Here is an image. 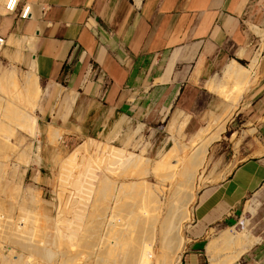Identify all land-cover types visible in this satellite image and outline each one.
I'll use <instances>...</instances> for the list:
<instances>
[{
    "label": "crops",
    "instance_id": "0c3cea01",
    "mask_svg": "<svg viewBox=\"0 0 264 264\" xmlns=\"http://www.w3.org/2000/svg\"><path fill=\"white\" fill-rule=\"evenodd\" d=\"M0 37L5 58L39 79L34 111L43 123H57L65 138L123 147L148 133L152 151L169 145L178 121L187 131L221 108L219 75L230 65L259 59L258 81L230 126L248 158L204 193L183 257L224 264L211 256L213 234L237 225L264 194V0H19L15 13L0 12ZM249 258L258 259L256 248Z\"/></svg>",
    "mask_w": 264,
    "mask_h": 264
},
{
    "label": "rangeland",
    "instance_id": "374dc122",
    "mask_svg": "<svg viewBox=\"0 0 264 264\" xmlns=\"http://www.w3.org/2000/svg\"><path fill=\"white\" fill-rule=\"evenodd\" d=\"M4 1L8 3L11 2L10 0H3V1L0 0V2H4ZM8 3L6 4L7 6ZM0 12L8 13L7 10H0ZM6 45H7V41H6ZM5 51L6 48L2 52L0 57V61H1L0 75L4 74L7 71L16 70L19 75L18 77L21 85L20 87L22 88L21 89L22 93L20 89L18 90V92L16 91L15 93L14 88L13 90L10 89L12 92L10 90H8L9 92H6L7 90H3V89L1 90L0 88V137L4 138V143L0 144V205L2 204L1 205L2 207L0 206V217H2L0 219V223H1L0 224L1 225L0 254L2 252V254L0 255V257L2 256L0 258V261L2 260L1 264L3 263L18 264V262L19 264H22L24 262L25 264H32V261L34 259L35 260L37 259L40 262L42 261L43 263L47 261L48 264L49 263L59 264V262L61 264L62 263L72 264V259L75 261V262L73 261L74 262L73 264L76 263L101 264L103 262H105L103 264H109L114 260L118 261L119 258L121 257V255L120 256L118 255V253L120 252L116 253L119 256V258L116 255L117 257H115V259L114 257L109 258L111 260H108L107 257L106 259L102 258L103 257L102 254L99 253V251L106 250L105 247L109 246V242H105L107 244H105L106 246L104 245L105 248L104 250V248L102 249L103 246H101L102 244H104L103 241L102 243H100L101 240L99 241L96 237L97 241H99L98 244H100V246L96 244L98 245L97 247L98 249L97 248L96 249L98 250L97 252L99 253L100 256L98 255V253H96V251L92 252L93 251L92 249H91L92 251H90L89 245L91 243L93 244L95 243L94 242L95 240L93 241L92 237L96 236L97 233L99 234V236L102 235V237L106 234L107 229L105 225H108V222L111 225V222L113 224L114 222L120 220L119 218L121 216L120 214H122L121 212L122 205L124 204L125 206L126 203L125 198L128 201L129 199V198L127 199L128 196L135 197L136 193H139L140 191H145L146 189L152 191L151 193H153L152 194L153 197H155L154 195L159 196V194L160 196L165 195L168 192L173 182L175 184H184L185 181H187V176L189 175V173H197L194 182V194L196 195V198L190 205L189 210L191 214L189 220H185L184 221L185 223L184 222L182 223L183 231L181 230L182 231L181 234L186 239L188 238V242L186 241L184 249L181 251L182 253L179 252L178 256L184 257L186 249L191 242L190 232L192 226L194 225L193 223L194 213L204 193L210 188H214L218 185H221L231 176L233 171L248 158L247 155L244 154V152H241L239 146L235 148L234 146L235 138L234 140H232V134L238 129H235L234 131V128L232 127V130L230 131L231 128L230 126L232 121L236 118L237 114L241 112V110L246 106L245 103L247 101V97L249 93L252 91L253 87L255 86V83L258 81V75H256L255 77V74L257 72L259 65L257 66L251 79L247 82L248 84L246 83L244 85L246 87H243L242 89L241 95L243 98L239 102L238 110L233 120L227 124L226 130L222 134L221 138L207 146L208 147L207 152L205 154L203 153L200 156L202 159H200L197 153V149L201 147V143L199 144L200 141L197 142L198 137H196V135L199 131L204 130L208 126V124L210 123L211 119L214 116H218L221 113L223 114L224 113L223 111H226L227 108L225 107H229L230 102L234 100L232 99L231 101L229 100V98L231 99L232 97H235V94L237 97L238 93H234L233 92L234 87H231L234 85L233 82H231L230 84L229 82H225L227 86L225 87L226 90L224 91H226V93L224 92L223 94H227L229 96L227 98H225L223 94L222 96L221 93L218 94L216 91H213L211 89L214 93L218 94L221 99L222 106L220 109L218 108L217 110H213V112L208 113L206 119H204L201 122V125L196 124L191 129L188 128L187 131L178 130V128H180L181 125V122L179 123L178 121L176 125L177 126L176 130L170 132L171 135L169 137H171V142L169 143V145H167L163 149V151H158V150L152 151L150 147L151 141L148 137L149 136L148 133H144L142 136L141 135L137 136L136 134H134L131 141H129L126 145L129 147H123L119 143H112L110 141L108 142L102 139H95L91 141H79L77 139L74 140L68 137L65 138L62 131L59 128L58 129L52 128V126H54L55 124L57 125V123L45 119H44L45 123H43L41 121L42 116L40 112L38 110L36 111L31 110V107H29L30 105L27 102V91L24 88V85L27 82V78L25 79L26 73L19 70L16 66L11 64L5 58L4 56ZM227 77L228 76H226V74L221 73L219 75V80H221L222 83H224ZM9 102L12 103L19 110V112H21L19 117L17 116L18 118L21 117L19 121L13 122L10 127H8L10 120L9 123L7 124L3 123L4 114H5L4 106L6 103ZM28 112H31L37 121V130H35L34 132L35 134L31 133L29 130H27V128L23 127L24 125L22 124V122L20 123V121H22L23 118L25 119L27 118ZM17 117L15 118V120H17ZM236 124L237 127L240 126V123L238 121L234 125ZM56 132L57 135L55 134ZM11 133L13 136L11 135ZM54 136H56L57 138H55ZM55 139L58 141H56ZM8 143L11 144L9 145ZM95 143L96 144L98 143L97 145L99 147H97V145L95 146ZM84 144L87 147L84 149V152L83 151L82 152L83 153L86 152V154L81 155L83 153H81L78 150V147ZM76 149L80 152V154ZM101 149L104 151L101 152ZM193 165L196 166L194 167ZM107 185L111 188V190L110 192L109 191H105V192L108 194V196L110 195V197L107 196L106 198L101 196L102 198H104L102 200L100 195H102L101 192L104 191ZM164 185L167 186L164 187ZM158 187L166 188V189L163 188L165 191L163 189H161L163 191L160 190L162 195L160 191L157 192L159 190ZM155 192L157 193L154 194ZM262 192L264 193V190ZM63 200L64 202H62ZM121 202H125V203H121ZM252 202H255L254 205L256 206L255 213H251L249 212V210H247L248 205L251 204ZM12 205L14 206V208ZM246 205L247 206H245L244 208L245 213L242 217L239 218V223L237 225L221 229L219 231V234L214 233L212 236V240L219 238L223 233V231H226L227 229H233L239 231L243 235L249 234L251 237L254 238L256 244L248 253L242 256L239 259V261L233 264H264V194L261 193L258 194V197L251 198L246 203ZM64 206H66L67 208L65 209ZM103 206L105 210L100 209L101 207L103 208ZM117 207L121 210L120 212L117 211L119 210L117 209ZM1 208H4V210ZM10 209H11L10 212H6L9 211ZM64 209L66 211H64ZM137 209L141 211V208H137ZM137 209L136 212L140 215L141 213H139L140 211ZM2 211L5 212V215L4 213H2ZM21 211L23 212V214ZM62 211L65 213L63 214ZM111 212L113 213L114 216H116L114 217V219L112 218L113 215L111 214ZM115 212L116 213L118 212L117 213L118 215ZM134 212L135 209L133 213ZM136 212L134 214L137 216ZM7 213L9 215H7ZM60 214L62 216H60ZM57 216L58 217L60 216L59 219ZM97 217L98 218L101 217L99 219L103 220L101 221L102 223L101 222L99 223V220L97 221ZM61 218L63 219V221ZM103 218L105 219L107 218L106 219L107 221L104 220ZM131 219L133 220V218ZM131 219L128 218L123 222L125 224L129 221L132 222ZM27 221H29L31 224L32 221L34 222L36 221L35 224L38 226L36 227L40 229V231L43 233L44 240L39 239V237L38 240L37 237H35L37 242H35V239L34 242L32 240H31L32 242L30 241V243L27 241V238H25V235H23V232H21L19 228L20 226L21 228H24L26 226L25 223H29ZM9 224L12 226H10ZM2 225L10 227L11 230L7 229L8 227ZM58 225L59 227H57ZM126 225L128 228L129 226H132V224L128 225V223ZM95 226H97L95 229L98 228L99 231L96 232V234H94L93 236H91L89 233L93 232L92 230L94 229ZM101 226L103 229L101 228ZM4 228H6V230H4ZM2 229L4 231H2ZM19 230H20V234L18 233ZM5 231L8 232V235L9 234L11 235V236L9 235L8 239L4 238L6 236L5 234H7V232ZM21 233H22V237L19 236L21 235ZM85 233H88L89 235L86 234L87 235L86 236ZM12 234L14 235V237L15 236L17 237V240L20 239L23 240V241L20 240V242L23 245H24L23 242H26L25 245L27 244V246L28 244L33 245L34 248L32 249V251L35 249L34 255L39 254V256L37 255L35 257L34 255L30 254L31 252L30 253L26 252L24 250L26 247L24 248L23 246L22 248V246H19L18 244L19 241H17L16 244L14 240L16 239V237L13 238ZM102 237H100V239ZM11 238L13 240H11ZM87 238L88 241L91 240L93 241V242L92 241L89 242V245H87L86 242ZM68 239L69 240L73 239V240L69 241ZM222 240L223 239H219V245H220L218 248L219 261H226L227 259L231 258V256H234L236 250L234 251L233 247H228V245L221 244ZM12 242L13 244H11ZM38 242L39 245L37 244ZM77 245H79L78 248H76ZM80 245H82V247ZM85 245H87V248L84 249ZM43 246L45 249L43 248ZM37 247L40 249H38ZM234 247L236 249V246ZM79 248L81 251L79 250ZM255 248L258 253V259L249 258V255L252 253V251ZM84 250L87 251L84 252ZM231 250H233L232 251L233 253L231 252ZM61 251L62 252L64 251L63 255L60 254L62 253ZM82 252L83 255H80L82 254ZM87 252H88V256H87ZM105 252H101V253H104V255L106 254L107 256L108 251L106 253ZM122 252L123 251L121 250L120 254H122ZM50 254L53 255L48 261V259L45 258L50 257L51 256ZM31 255L34 256L35 258L32 257ZM40 255H44L45 258L44 257H43L44 259L41 258ZM66 255L67 257L68 256L69 257L66 258ZM89 256L90 258L88 259ZM98 256L99 258L101 257L102 260L103 259L104 260L103 261L100 260L101 258L99 259ZM26 258L29 260L33 258L34 259L32 261L30 260L31 263H29L28 262L29 260H27ZM69 258L71 260H68ZM74 258H77V260L78 259L79 260L77 261ZM176 259L177 256L175 258V261L173 260L171 264H175ZM20 260L21 261L23 260V262H21ZM61 260H63L65 263ZM107 261H109V263H106ZM183 261L184 258H182V264Z\"/></svg>",
    "mask_w": 264,
    "mask_h": 264
},
{
    "label": "bare ground",
    "instance_id": "6f19581e",
    "mask_svg": "<svg viewBox=\"0 0 264 264\" xmlns=\"http://www.w3.org/2000/svg\"><path fill=\"white\" fill-rule=\"evenodd\" d=\"M3 1V0H2ZM11 1V0H10ZM4 3V4H3ZM8 2H0V10H7V11H9L8 10V6L6 5ZM10 3V2H9ZM9 3H8V5H9ZM4 39V38H3ZM4 47L6 46V39H4ZM4 49V48H3ZM1 62V61H0ZM258 63H259V59H256L255 61H254V64L252 65V67L251 68H247V67H244V66H241V65H238L237 63H234V64H232V65H230L227 69H226V71H225V74H226V76H228L227 77V79L224 81V83H222V85L220 86V88H219V93H221V95L225 92L226 93V91H224V90H226L225 89V87L227 86L226 84H225V82H229V84L231 83V82H233V86H231V87H234L235 88V90H234V88H233V92L234 93H238V95H237V97H236V94H235V97H232L231 99L229 98V100H231L232 101V99H234L232 102H230L229 100V102H230V105H229V107H225V108H227L226 109V111H223L224 113L221 115H218V116H214L212 119H211V121H210V123L208 124V126L204 129V130H201V131H199L198 133H197V135H196V137H198L197 139V142H199V144L201 143V147L200 148H198L197 149V153H198V156L200 157L203 153L205 154L206 152H207V146L208 145H210L211 143H213L214 141H216V140H219L220 138H221V136H222V134L225 132V130H226V126H227V124L229 123V122H231L232 120H233V118H234V116H235V114H236V112H237V110H238V105H239V102H240V100L243 98L242 97V95H241V93H242V89H243V87H246V86H244L250 79H251V77H252V75L254 74V71H255V69H256V66H258ZM259 72V71H258ZM32 74V73H31ZM30 74V75H31ZM26 79V78H25ZM225 79V78H224ZM39 79H37V77L35 76V75H31L29 78H27V82H26V84L24 85L25 87H26V91H27V98H28V103H29V107H31V110H35L36 108H37V103H38V92L39 93H41V91H38V88H39V85L37 86V81H38ZM248 84V83H247ZM21 85H20V82H19V77H18V72L16 71V70H14V71H7V72H5L4 74H1L0 75V88H1V90L3 89V90H7L6 92H9L8 90H10V89H12L13 90V88L15 89V93H16V91L18 92V90L20 89V91H21V87H20ZM248 87V86H247ZM216 88V87H215ZM17 89V90H16ZM40 89V88H39ZM246 89V88H245ZM11 91V90H10ZM20 91H19V94H20ZM228 91V90H227ZM2 92V91H1ZM12 92V91H11ZM5 93V92H4ZM21 93H22V91H21ZM8 94V93H7ZM6 95V94H5ZM13 95V94H12ZM24 95V94H23ZM224 95V97L225 98H227V97H229L227 94H223ZM222 95V96H223ZM4 96V95H3ZM19 97V96H18ZM10 98V97H9ZM227 101V102H228ZM228 102V103H229ZM21 108V107H20ZM225 110V109H224ZM4 112H5V114H4V122L3 123H5V124H7V123H9V120H10V123H9V126L8 127H10L11 125H12V123L13 122H15V121H19V119L21 118H18L19 117V115L21 114V112H19V110L12 104V103H6L5 104V106H4ZM18 116V117H17ZM17 117V120H15V118ZM22 122V124L24 125L23 127H25V128H27V130H29L31 133H34L35 132V130H37V121H36V118L33 116V114L31 113V112H28V116H27V118L25 119V118H23V120L22 121H20V123ZM9 129H11V128H9ZM54 129V128H53ZM24 130H26V129H24ZM51 131H53V130H51ZM171 132V131H170ZM54 133V132H53ZM35 134V133H34ZM34 134H32V135H34ZM56 135H57V132L55 133ZM62 134V133H61ZM11 135H12V133H11ZM31 135V136H32ZM13 136V135H12ZM55 138H57L56 136H54ZM195 139V138H194ZM56 140V139H55ZM56 141H58V140H56ZM195 141V140H194ZM9 142V141H8ZM197 142H195V143H197ZM4 143V138L3 137H0V144H3ZM5 143H7V142H5ZM9 144V143H8ZM11 144V143H10ZM9 144V145H10ZM12 146V145H11ZM198 146V145H197ZM87 146L84 144V145H81L80 147H78V150L81 152V153H83L84 152V149L86 148ZM97 147H99L98 145H97ZM199 147V146H198ZM106 148V147H105ZM96 149V148H95ZM77 150V149H76ZM77 150V151H78ZM97 150H98V148H97ZM78 151V153L80 154V152ZM83 151V152H82ZM95 151V150H94ZM104 150H102L101 149V152H103ZM106 151H107V149H106ZM119 152V151H118ZM77 153V152H76ZM197 153H196V155H197ZM84 154H86V152L85 153H83V154H81V155H84ZM100 154V153H99ZM74 155H75V153H74ZM197 156V157H198ZM198 157V158H199ZM77 159V158H76ZM200 159H202L201 157H200ZM72 160V159H71ZM130 161V160H129ZM131 162V161H130ZM141 162V161H140ZM167 163V162H166ZM196 163V162H195ZM198 163V162H197ZM200 163V162H199ZM197 165V164H196ZM195 165V166H196ZM194 166V165H193ZM194 166V167H195ZM168 168V167H167ZM124 169V168H123ZM197 170H199V169H197ZM197 170H196V172H197ZM195 171V170H194ZM188 172V171H187ZM188 175V174H187ZM196 175H197V173H189V175L187 176V181H185V183L184 184H175L174 182L172 183V185L170 186V188H169V190H168V192L165 194V195H162V193H161V191H163L164 189H166V188H164V187H166L165 185H164V189L163 188H160V187H158L159 188V190L157 191V192H159L161 189H163V190H161L160 191V193H161V195L162 196H160V194H159V196L157 195H154L155 197H153V193H151L152 191L151 190H149V192H148V190L146 189L145 191H140L139 193H136V196L135 197H133V196H128L127 194V199H128V201L126 200V198H125V202L127 203H125V202H121V203H125V206H124V204L122 205V211L117 207V209H119V210H117L118 212H122V214H120L119 216H120V220H118V221H116V222H114L113 224H112V222H111V225L109 224V222H108V225H105L106 226V229H107V232H106V234L102 237V235H100L99 236V234L97 233V235L96 236H94V237H92L93 238V241L95 242L94 244L93 243H91L90 245H89V242H91V241H88V238H87V245H89L90 247V251H92V252H95L96 251V253H98L97 251V247H98V245L100 246V244H98V242L101 240V242L100 243H102V241H103V243L104 244H102L101 246H103L102 247V249L104 248V245L105 244H107V243H105V242H109V246H107V247H105L106 248V250H107V248H108V255L106 256V254L104 255V253H101V252H105L106 250H105V248H104V250L105 251H99V253L100 254H102V258H104V259H106V257L108 258V260H111V259H109V258H113L114 257V259H115V257H117L118 255L120 256L121 255V257L119 258V256H118V258H119V260L118 261H116V260H114V259H112V260H114V261H112L111 263H109V261H107L106 263H109V264H171V262H173V260L175 261V258H176V256H177V259H176V262H175V264H182V258H183V256H178V253L179 252H181L183 249H184V246H185V243H186V241L188 240V239H186L185 237H183L182 236V234H181V232L183 231L182 230V223L185 221V220H189V218H190V205L192 204V202L195 200V198H196V195L194 194V182H195V179H196ZM109 182V181H108ZM181 183V182H180ZM171 184V183H170ZM140 185H142V184H140ZM125 187V186H124ZM127 187V186H126ZM139 187V186H138ZM141 187V186H140ZM114 188V187H113ZM137 188V187H136ZM104 189V188H103ZM63 190V189H62ZM110 190H111V188L107 185L106 187H105V189H104V191H102L101 192V194L102 195H100V193H99V195H100V197L102 196V197H106L107 198V196H108V194L105 192V191H109L110 192ZM116 190H117V188H116ZM132 190V189H131ZM138 190H139V188H138ZM137 190V191H138ZM61 191V190H60ZM165 191V190H164ZM123 192H125V191H123ZM157 192H155L154 194H156ZM98 194V193H97ZM121 194H124V193H121ZM144 194V195H143ZM164 194V193H163ZM122 196V195H121ZM101 197V198H102ZM108 197H110V195L108 196ZM111 197H113V196H111ZM124 197H126V196H124ZM131 197V198H130ZM19 198V197H18ZM68 198H69V196H68ZM99 198V197H98ZM105 198V199H106ZM115 198V197H114ZM104 198H102V200H103ZM25 200V199H24ZM108 200V199H107ZM113 200H115V199H113ZM120 200V199H119ZM129 200H131V201H129ZM165 200H166V202H165ZM4 201V200H3ZM101 201V200H100ZM99 201V202H100ZM118 201V200H117ZM5 202V201H4ZM9 202V201H8ZM26 202V201H25ZM62 202H64V200L62 201ZM67 202V201H66ZM65 202V203H66ZM120 202V201H119ZM129 203V204H128ZM14 204V203H13ZM33 204V203H32ZM63 204V203H62ZM101 204H102V202H101ZM100 204V205H101ZM2 205V204H1ZM0 205V206H1ZM118 205V204H117ZM121 205V204H120ZM13 206V205H12ZM17 206V205H16ZM102 206V205H101ZM2 207V206H1ZM8 207V206H7ZM65 207V209L67 208L66 206H64ZM97 207V206H96ZM13 208H14V206H13ZM108 208V207H107ZM115 208V207H114ZM121 208V207H120ZM137 208H141V211L139 210V209H137ZM1 209H3L4 210V208H1ZM9 209V208H8ZM64 209V211H66ZM97 209V208H96ZM95 209V210H96ZM98 209H99V206H98ZM101 210H105V208H104V206H103V208L101 207L100 208ZM116 209V208H115ZM134 209H135V212H136V209L137 210H139L140 212L139 213H141L140 215L136 212V214H137V216L133 213V211H134ZM60 210V209H59ZM94 210V209H93ZM11 211V209L9 210V211H6V212H10ZM23 211V210H22ZM21 211V212H22ZM114 211H116V210H114ZM27 212V211H26ZM29 212V211H28ZM63 212V211H62ZM113 212V211H112ZM111 212V214L113 215V213ZM117 212V213H118ZM2 213H4V215H5V212L4 211H2ZM12 213V212H11ZM16 213V212H15ZM32 213V212H31ZM65 212H63V214H64ZM97 213V212H96ZM100 213H103V212H100ZM116 213V212H115ZM116 213V214H117ZM13 214V213H12ZM22 214H23V212H22ZM38 214V213H37ZM108 214V213H107ZM106 214V215H107ZM135 216H134V215ZM2 215V214H1ZM7 215H9L8 213H7ZM20 215V214H19ZM25 215V214H24ZM28 215H30V214H28ZM59 215V214H58ZM94 215V214H93ZM96 215V214H95ZM101 215V214H100ZM118 215V214H117ZM13 216V215H12ZM60 216H62L61 214H60ZM59 216V217H60ZM64 216V215H63ZM104 216V215H103ZM131 216H133V217H131ZM4 217V216H3ZM14 217V216H13ZM12 217V218H13ZM24 217H26V216H24ZM23 217V218H24ZM58 217V216H57ZM59 217H58V219H59ZM92 217V216H91ZM114 217H116V216H114L113 215V219H114ZM118 217V216H117ZM135 217H137V218H135ZM2 217H0V219H1ZM11 218V217H10ZM21 218V217H20ZM28 218H30V217H28ZM99 218H101V217H99ZM98 217H97V221L99 220V223L101 222V221H103V220H100ZM111 218V219H112ZM131 219V218H133V220H132V222H130V224H129V222H127L128 223V225H131L132 224V226H129V228L127 227V223L125 224L123 221L124 220H127V219ZM135 218V219H134ZM9 219V218H8ZM27 219V218H26ZM62 219V218H61ZM60 219V220H61ZM91 219H93V218H91ZM90 219V220H91ZM104 220H106L105 218H103ZM24 220V219H23ZM29 220V219H28ZM51 220V219H50ZM10 221H11V219H10ZM14 221V220H13ZM12 221V222H13ZM41 221V220H40ZM62 221H63V219H62ZM89 221V220H88ZM107 221V220H106ZM8 222H9V220H8ZM7 222V223H8ZM11 222V223H12ZM16 222V221H15ZM21 222H22V220H21ZM27 222H29V221H27ZM30 222H31V220H30ZM29 222V223H30ZM36 222V221H35ZM35 222L34 221H32V224L30 225L29 223H25V227L24 228H21V226L19 227L20 228V230H21V232H23V235H25V238H27V241L30 243V241L32 240L33 242H34V239H35V242H37L36 241V238L35 237H37V239H38V237H39V239H43V237H44V235H43V233L40 231V229H38L37 227V225L35 224ZM70 222V221H69ZM10 223V224H11ZM18 223V222H17ZM65 223V222H64ZM67 223V222H66ZM75 223V222H74ZM102 223V222H101ZM185 223V222H184ZM1 224V223H0ZM3 224V223H2ZM9 224V225H10ZM61 224V223H60ZM6 225V224H5ZM5 225H2V226H5ZM30 225V226H29ZM48 225V224H47ZM57 225V224H56ZM62 225H63V222H62ZM66 225V224H65ZM69 225V224H68ZM90 225V224H89ZM95 225V224H94ZM1 226V225H0ZM10 226H12V225H10ZM37 226V227H36ZM45 226V225H44ZM51 226V225H50ZM105 226H104V228H105ZM5 227H8V226H5ZM40 227H41V225H40ZM57 227H59V225L57 226ZM56 227V228H57ZM65 227V226H64ZM63 227V228H64ZM97 226H95L94 227V229L92 230L93 232H91V233H89L91 236H93L94 234H96V232H98L99 230H98V228L97 229H95ZM1 228V227H0ZM101 228H102V226H101ZM100 228V229H101ZM7 229H10V227H8ZM38 229V230H37ZM73 229V228H72ZM91 229V228H90ZM103 229V228H102ZM4 230H6V228H4ZM3 229H2V231H4ZM11 230V229H10ZM9 230V231H10ZM16 230H18V229H16ZM20 230L18 231V233L20 234ZM42 230V229H41ZM88 230H89V228H88ZM182 230V231H181ZM1 231V230H0ZM8 231V230H7ZM7 231H5V232H7ZM61 231V230H60ZM66 231V230H65ZM68 231V230H67ZM70 231V230H69ZM84 231V230H83ZM104 231V230H103ZM234 231V230H233ZM233 231L231 232V231H227V232H224L223 234H222V236H220V239H222L223 238V241H224V243H225V245H227V243L228 242H233L234 243V241L237 243L236 245H238V246H236V247H238L239 248V250L238 251H235V250H237V249H235V247H233L234 248V251L236 252V254L234 255V256H231V258H232V260H231V258L229 259V262L230 263H235V262H237L245 253H247L252 247H253V245L256 243V241L253 239V238H251V236H247V237H245L244 239L243 238H241V237H239V236H237V237H239L238 238V240L236 241V239L234 238V237H236V236H231V234L230 233H232V234H234L235 235V233H233ZM12 232V231H11ZM17 232V231H16ZM72 232V231H71ZM76 232V231H75ZM86 232V231H85ZM236 232V231H235ZM2 233H4V232H2ZM10 233V232H9ZM15 233V232H14ZM103 233V232H102ZM237 233V232H236ZM1 234V233H0ZM62 234V233H61ZM89 235L88 233H85V235ZM6 236L4 237L5 239H8V237H9V235H8V232H7V234H5ZM13 235V234H12ZM56 235V234H55ZM59 235V234H58ZM86 235V236H87ZM238 235V234H237ZM4 236V235H3ZM11 236V235H10ZM17 236H18V234H17ZM19 236H21L22 237V233H21V235H19ZM60 236V235H59ZM63 236V235H62ZM73 236V235H72ZM85 236V237H86ZM91 236H88V237H91ZM13 238H15L14 237V235L12 236ZM40 237H42V238H40ZM68 237V236H67ZM80 237V236H79ZM96 237H97V239L99 240V241H97V239H96ZM100 237H102L101 239H100ZM222 237V238H221ZM236 237V238H237ZM19 238V237H18ZM58 238V237H57ZM65 238H66V236H65ZM70 238V237H69ZM75 238V237H74ZM38 239V240H39ZM91 239V238H90ZM89 239V240H90ZM103 239V240H102ZM219 239V238H218ZM217 239V240H218ZM235 239V240H234ZM1 240V239H0ZM3 240V239H2ZM11 240H13L12 238H11ZM15 240V243L17 244V241H19V246H22V248H23V246H24V250L26 251V252H28V253H30V254H32V255H34L35 253H34V250L32 251V249L34 248L33 247V245H29L28 244V246H27V244L25 245V243L26 242H23L24 243V245L20 242V240H17V237H16V239H14ZM44 240V239H43ZM69 240V239H68ZM73 240V239H72ZM72 240H69V241H72ZM83 240V239H82ZM216 240V241H217ZM8 241V240H7ZM21 241H23V240H21ZM31 241V242H32ZM47 241V240H46ZM57 241V240H56ZM92 241V242H93ZM14 242V241H13ZM13 242L11 243V244H13ZM27 242V243H28ZM85 242V243H86ZM213 244L210 246L209 245V247H210V252H211V256H213V259L215 260L216 259V257H217V254H218V257H219V252H218V248H219V245L218 246H216L217 244H219V242H215L214 240H213ZM43 243V242H42ZM41 243V244H42ZM51 243V242H50ZM61 243H62V241H61ZM84 243V242H83ZM82 243V244H83ZM223 243V242H222ZM232 243V244H233ZM7 244V243H6ZM32 244V243H31ZM38 245H39V242L37 243ZM96 244H98V245H96ZM231 244V243H230ZM1 245V244H0ZM15 245V244H14ZM37 245V246H38ZM57 245V244H56ZM73 245V244H72ZM87 245H85L84 246V249L85 248H87ZM16 246V245H15ZM46 246V245H45ZM63 246V245H62ZM68 246V245H67ZM74 246V245H73ZM78 246L79 245H77V247L76 248H78ZM81 247H82V245H80ZM106 246V245H105ZM18 247V246H17ZM208 247V248H209ZM228 247H229V245H228ZM3 248V247H2ZM38 248V247H37ZM43 248H44V246H43ZM72 248V247H71ZM75 248V247H74ZM97 248V249H96ZM20 249V248H19ZM38 249H40V248H38ZM37 249V250H38ZM45 249V248H44ZM63 249V248H62ZM66 249V248H65ZM81 249H83V248H81ZM92 249V250H91ZM99 249H100V247H99ZM101 249V250H102ZM228 249V248H227ZM1 250V249H0ZM28 250V251H27ZM30 250V251H29ZM47 250V249H46ZM49 250V249H48ZM79 250H80V248H79ZM121 250L123 251L122 252V254H120L121 253ZM23 251V250H22ZM41 251V250H40ZM81 251V250H80ZM79 251V252H80ZM87 251V250H86ZM85 250H84V252H86ZM106 251V252H107ZM159 251V252H158ZM233 250H231V252H232ZM33 252V253H32ZM60 252V251H59ZM62 252V251H61ZM105 252V253H106ZM118 252H120V253H118ZM223 252V251H222ZM228 252V251H227ZM13 253V252H12ZM27 253V254H28ZM44 253V252H43ZM49 253V252H48ZM63 253H64V251L62 252V253H60L61 255H63ZM74 253V252H73ZM99 253H98V255H99ZM116 253H118V255L116 254ZM182 253V252H181ZM233 253V252H232ZM1 254H2V252H1ZM0 254V255H1ZM37 254V253H36ZM45 254V253H44ZM29 255V254H28ZM31 255V256H32ZM38 256H39V254H37ZM37 255H34L35 257L37 256ZM51 255V254H50ZM53 255V254H52ZM52 255L50 256V257H44V255H40V257L41 258H45V259H48V261H49V259L52 257ZM55 255V254H54ZM80 255H83V252H82V254H80ZM90 255V254H89ZM117 255V256H116ZM231 255V254H230ZM34 256H32V257H34ZM47 256V255H46ZM48 256H49V254H48ZM73 256V255H72ZM76 256V255H75ZM87 256H88V252H87ZM91 256V255H90ZM90 256L88 257V259L90 258ZM100 256V255H99ZM99 256H98V258H99ZM105 256V257H104ZM221 256H222V254H221ZM225 256V255H224ZM2 257V256H1ZM0 257V258H1ZM21 257H22V255H21ZM34 257V258H35ZM69 257V256H68ZM67 257V255H66V258H68ZM71 257V256H70ZM74 257V256H73ZM82 257V256H81ZM86 257V256H85ZM19 258H20V256H19ZM33 258V259H34ZM43 258V259H44ZM65 258V257H64ZM65 258V259H66ZM78 258H79V256H78ZM92 258H94V257H92ZM101 258V257H100ZM99 258V259H100ZM102 258L100 259V260H102ZM220 258H222V257H220ZM27 259V258H26ZM33 259H30L31 261L33 260ZM62 259V258H61ZM64 259V260H65ZM74 259H76L77 260V258H74ZM98 259V260H99ZM103 259V260H104ZM117 259V258H116ZM27 260H29V259H27ZM30 260L28 261L29 263H31L30 262ZM68 260H71L70 258L68 259ZM79 260V259H78ZM77 260V261H78ZM87 260V259H86ZM97 260V261H98ZM102 260V261H103ZM219 260V259H218ZM222 260V259H221ZM21 261V260H20ZM44 261V260H43ZM61 261H63V260H61ZM74 260L72 259V264L75 262H73ZM81 261V260H80ZM85 261V260H84ZM101 261V262H102ZM116 261V262H115ZM217 261V260H216ZM1 262H2V260L0 261V264H1ZM21 262H23V260L21 261ZM64 262V261H63ZM69 262V261H68ZM220 262V261H219ZM222 262V261H221ZM226 262H227V264H230V263H228V259L226 260V261H224V264H226ZM65 263V262H64ZM103 263H105V262H103ZM103 263H101V264H103ZM4 264V263H3ZM17 264V263H16ZM18 264H19V262H18ZM22 264H25V262L24 263H22ZM32 264H48V262L46 261V262H40V261H38L37 259L35 260H33L32 261ZM50 264V263H49ZM59 264H61L60 262H59ZM63 264V263H62ZM68 264V263H67ZM71 264V263H70ZM77 264V263H76ZM82 264V263H81ZM96 264V263H95ZM98 264H100V263H98ZM220 264V263H219Z\"/></svg>",
    "mask_w": 264,
    "mask_h": 264
},
{
    "label": "built area",
    "instance_id": "2783aa9c",
    "mask_svg": "<svg viewBox=\"0 0 264 264\" xmlns=\"http://www.w3.org/2000/svg\"><path fill=\"white\" fill-rule=\"evenodd\" d=\"M18 6H19V0H11V2L8 5V10H9L8 12L15 13L18 9ZM30 10H31L30 8H25L21 13V18L28 19L30 15ZM4 42H5L4 39L0 37V57L2 52L5 50Z\"/></svg>",
    "mask_w": 264,
    "mask_h": 264
}]
</instances>
